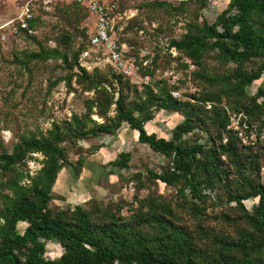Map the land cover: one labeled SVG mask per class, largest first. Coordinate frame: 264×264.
Returning a JSON list of instances; mask_svg holds the SVG:
<instances>
[{"label":"trees","instance_id":"16d2710c","mask_svg":"<svg viewBox=\"0 0 264 264\" xmlns=\"http://www.w3.org/2000/svg\"><path fill=\"white\" fill-rule=\"evenodd\" d=\"M199 1L204 7L210 0ZM37 21L35 15L29 28L37 31ZM21 35L36 41L28 29ZM72 41L63 32L55 47L38 43L37 50L15 57L26 69L32 61L59 60L70 72L60 79L67 88L74 90V79L92 96L81 114L22 133L11 151H0V264H264V0H229L213 22L194 18L169 41L195 66L197 88L188 99L174 97L166 80L139 89L112 66L88 71L79 62L82 46L61 50ZM159 110L183 116L168 139L145 128ZM123 124L167 159L160 172L147 170L148 178L174 187L175 204L135 194L137 206L130 204L125 214L123 204L53 210L60 170L70 164L79 173L84 162H69L68 145L115 134ZM31 159L40 164L32 173L22 167ZM129 160L130 153L121 152L112 164L123 169ZM137 186H144L140 177ZM19 222L26 223L22 232ZM47 242L61 246L59 257H45Z\"/></svg>","mask_w":264,"mask_h":264},{"label":"rangeland","instance_id":"374dc122","mask_svg":"<svg viewBox=\"0 0 264 264\" xmlns=\"http://www.w3.org/2000/svg\"><path fill=\"white\" fill-rule=\"evenodd\" d=\"M26 1L0 0V20L15 18ZM228 1L210 0L201 7L199 0H124L113 14L112 37L122 45L123 58L131 68L120 74L139 89L145 76H148L149 83L166 80L174 97L190 98L197 88L192 73L195 66L183 54L168 47L169 41L179 38L185 32L187 22L194 18L200 22H213ZM153 2H165L171 7H157L151 5ZM73 3L74 0H53L44 5L42 0H36V41L26 40L21 35L10 36L6 42H0V151H11L22 133L44 131L52 121L67 119L73 112L81 114L84 100L92 96V92H83L74 79V90L67 88L60 79L70 72L59 60L32 61L28 69L24 68L15 60L16 56L22 58L21 50H37L38 43L44 47H55L61 34L67 32L73 41L69 45L62 44L61 50L71 53L82 46L81 66L88 71L95 67L106 71L108 66H112L106 60L104 50L89 43L95 18L82 7H74ZM207 62L213 67H222L211 58ZM224 67L230 68L231 65ZM55 79L59 81L51 87ZM260 83L261 80L256 81L250 91L254 92ZM93 117L101 121L97 116ZM232 119L231 126L235 128V118ZM182 121L183 116L176 111L159 110L145 128L149 133L168 139L174 126ZM188 136L194 139V134ZM196 136L201 140L204 138L202 133ZM137 137L136 130L123 124L115 134H102L68 145L69 162L75 163L81 157L83 166L79 173L70 164L60 170L53 186L50 207L58 210L75 205L90 208L100 204L116 210L118 204H123L121 212L125 214L127 206H137L133 202L135 194L140 198L152 195L175 204L177 194L174 187L148 178L147 170L160 172L167 159L147 144L140 143ZM121 152L130 153L128 166L123 169L112 164ZM34 156L41 158L40 154ZM22 167L32 173L40 164L31 159ZM137 174H140L143 187L137 186ZM245 204L250 207L251 202L247 200ZM25 226L26 223L19 222L17 228L22 232ZM46 248L45 257L48 259L57 258L62 253L61 246L55 242H47Z\"/></svg>","mask_w":264,"mask_h":264},{"label":"built area","instance_id":"2783aa9c","mask_svg":"<svg viewBox=\"0 0 264 264\" xmlns=\"http://www.w3.org/2000/svg\"><path fill=\"white\" fill-rule=\"evenodd\" d=\"M35 1L27 0L20 13L13 19L0 24V42L4 43L10 36L18 37L17 34L24 29L35 34L36 30L29 28V21L35 17ZM53 0H42L44 5H48ZM83 5L89 14L95 18V27L90 36L92 46L100 47L106 60L112 64L116 72L127 73L131 65L123 58L122 46L112 37L113 14L124 0H110L103 2L100 0H74ZM146 79V80H145ZM144 84H148V76L144 77Z\"/></svg>","mask_w":264,"mask_h":264},{"label":"crops","instance_id":"0c3cea01","mask_svg":"<svg viewBox=\"0 0 264 264\" xmlns=\"http://www.w3.org/2000/svg\"><path fill=\"white\" fill-rule=\"evenodd\" d=\"M91 16V15H90ZM92 17V16H91ZM13 19V18H12ZM9 20H11V19H7V20H3V22L0 20V24L1 23H5V22H7V21H9Z\"/></svg>","mask_w":264,"mask_h":264}]
</instances>
